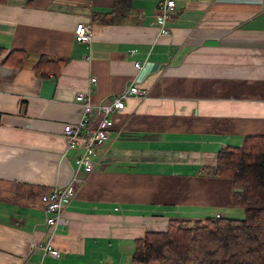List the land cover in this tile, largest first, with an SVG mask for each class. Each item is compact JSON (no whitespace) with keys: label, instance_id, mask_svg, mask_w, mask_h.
<instances>
[{"label":"crops","instance_id":"1","mask_svg":"<svg viewBox=\"0 0 264 264\" xmlns=\"http://www.w3.org/2000/svg\"><path fill=\"white\" fill-rule=\"evenodd\" d=\"M127 1L0 0V264H142L146 231L234 206L230 178L198 171L264 133V0H176L168 34L160 0ZM133 81L148 96L127 99L52 235L42 196L75 169L63 133L83 113L75 95L97 105Z\"/></svg>","mask_w":264,"mask_h":264},{"label":"trees","instance_id":"2","mask_svg":"<svg viewBox=\"0 0 264 264\" xmlns=\"http://www.w3.org/2000/svg\"><path fill=\"white\" fill-rule=\"evenodd\" d=\"M40 57L56 63L64 60ZM198 173L230 178L233 204L242 207L245 216L207 214L191 227L185 226L191 219H169L166 229L148 230L136 240L133 260L142 264H264V133L246 134L241 146L220 148L216 165H202Z\"/></svg>","mask_w":264,"mask_h":264},{"label":"built area","instance_id":"3","mask_svg":"<svg viewBox=\"0 0 264 264\" xmlns=\"http://www.w3.org/2000/svg\"><path fill=\"white\" fill-rule=\"evenodd\" d=\"M175 8L176 0L159 1L158 23L161 33H169L170 29L167 23L172 18ZM74 33L78 41L90 44L94 35L93 26L90 21H77ZM132 52H135V50L132 49ZM136 65L140 66V62H137ZM91 80L95 81L96 78L92 77ZM148 94L149 90L147 88L133 81L119 95L105 99L97 105L93 103L88 92H78L75 95V99L83 106L82 116L78 121L67 122L63 126L67 145L78 148L75 156V169L65 185H56L51 191L42 196V202L47 213L46 221L50 225L52 235L56 233L57 229H64L68 224L69 220L65 214V209L85 180L82 172H91L96 168L97 162L94 160L96 149L108 140L116 115L124 110L129 97L146 98ZM96 106L99 107L100 112L97 120L91 123V113ZM216 215L219 216L220 213ZM195 220L192 219L185 226H193ZM43 249L45 254L54 257L60 256L59 249L54 247L51 241H47L43 245Z\"/></svg>","mask_w":264,"mask_h":264},{"label":"rangeland","instance_id":"4","mask_svg":"<svg viewBox=\"0 0 264 264\" xmlns=\"http://www.w3.org/2000/svg\"><path fill=\"white\" fill-rule=\"evenodd\" d=\"M222 212L226 215L229 216H235V217H244L245 216V211L242 207L238 206H230L227 208H222Z\"/></svg>","mask_w":264,"mask_h":264},{"label":"bare ground","instance_id":"5","mask_svg":"<svg viewBox=\"0 0 264 264\" xmlns=\"http://www.w3.org/2000/svg\"><path fill=\"white\" fill-rule=\"evenodd\" d=\"M75 148V147H74ZM78 149V148H77ZM94 171V170H93ZM92 172V171H91ZM83 173V172H82ZM89 173V172H88ZM44 206V205H43ZM44 210H45V208H44ZM45 212H46V210H45ZM47 214V213H46Z\"/></svg>","mask_w":264,"mask_h":264}]
</instances>
